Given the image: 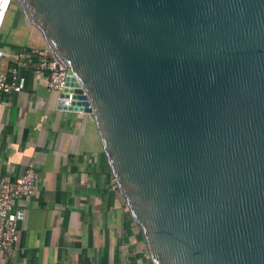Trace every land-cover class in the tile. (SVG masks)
<instances>
[{"label":"water","instance_id":"95a60500","mask_svg":"<svg viewBox=\"0 0 264 264\" xmlns=\"http://www.w3.org/2000/svg\"><path fill=\"white\" fill-rule=\"evenodd\" d=\"M89 113L152 264H264V0H13ZM72 94V101H65Z\"/></svg>","mask_w":264,"mask_h":264},{"label":"crops","instance_id":"0c3cea01","mask_svg":"<svg viewBox=\"0 0 264 264\" xmlns=\"http://www.w3.org/2000/svg\"><path fill=\"white\" fill-rule=\"evenodd\" d=\"M45 47L40 33L12 3L0 28V66L18 71L21 90L0 95V177L16 179L30 163L38 172L34 194L12 253L0 264H152L111 176L89 113L62 110L47 89V74L29 51Z\"/></svg>","mask_w":264,"mask_h":264},{"label":"built area","instance_id":"2783aa9c","mask_svg":"<svg viewBox=\"0 0 264 264\" xmlns=\"http://www.w3.org/2000/svg\"><path fill=\"white\" fill-rule=\"evenodd\" d=\"M13 0H0V28ZM29 53L37 59L36 69L47 74V89L58 94L63 93L68 77L66 68L55 59L46 47L33 48ZM26 52L19 54L16 65L5 71L0 66V95L9 96L20 92L17 83L18 71L28 67ZM64 100V98H59ZM69 104L72 94L65 100ZM38 172L30 163L23 174L10 179L0 177V252L9 256L18 241V224L24 219L23 201L30 198L36 190Z\"/></svg>","mask_w":264,"mask_h":264},{"label":"rangeland","instance_id":"374dc122","mask_svg":"<svg viewBox=\"0 0 264 264\" xmlns=\"http://www.w3.org/2000/svg\"><path fill=\"white\" fill-rule=\"evenodd\" d=\"M15 5V3H13Z\"/></svg>","mask_w":264,"mask_h":264}]
</instances>
